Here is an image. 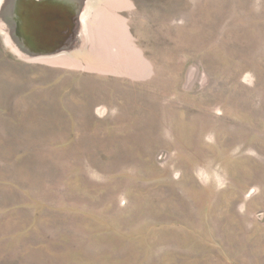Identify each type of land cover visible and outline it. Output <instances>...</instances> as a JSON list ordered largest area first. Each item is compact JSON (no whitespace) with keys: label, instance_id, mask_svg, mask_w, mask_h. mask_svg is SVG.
Wrapping results in <instances>:
<instances>
[{"label":"rangeland","instance_id":"rangeland-1","mask_svg":"<svg viewBox=\"0 0 264 264\" xmlns=\"http://www.w3.org/2000/svg\"><path fill=\"white\" fill-rule=\"evenodd\" d=\"M0 6V264H264V0Z\"/></svg>","mask_w":264,"mask_h":264},{"label":"bare ground","instance_id":"bare-ground-1","mask_svg":"<svg viewBox=\"0 0 264 264\" xmlns=\"http://www.w3.org/2000/svg\"><path fill=\"white\" fill-rule=\"evenodd\" d=\"M8 1H10V2H11L12 0H5V2H8ZM0 7H1V6H0ZM3 17H4V16H3ZM14 51H15V49H14ZM31 53H32V52H31Z\"/></svg>","mask_w":264,"mask_h":264}]
</instances>
